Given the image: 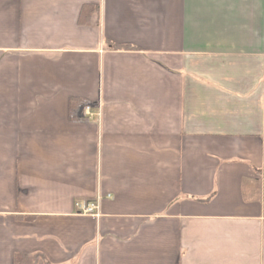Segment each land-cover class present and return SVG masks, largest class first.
<instances>
[{
    "label": "crops",
    "instance_id": "obj_1",
    "mask_svg": "<svg viewBox=\"0 0 264 264\" xmlns=\"http://www.w3.org/2000/svg\"><path fill=\"white\" fill-rule=\"evenodd\" d=\"M19 254L264 264V0H0V264Z\"/></svg>",
    "mask_w": 264,
    "mask_h": 264
},
{
    "label": "trees",
    "instance_id": "obj_2",
    "mask_svg": "<svg viewBox=\"0 0 264 264\" xmlns=\"http://www.w3.org/2000/svg\"><path fill=\"white\" fill-rule=\"evenodd\" d=\"M110 47H117L123 50H134L135 47L132 45H112L111 43ZM85 102L80 100H73V102L70 104L69 109V116L71 120H83L82 116H79L76 111L79 107H82L81 110L83 111L85 107ZM39 260H43L42 256L40 255H25V254H19L14 257L13 264H37Z\"/></svg>",
    "mask_w": 264,
    "mask_h": 264
},
{
    "label": "built area",
    "instance_id": "obj_3",
    "mask_svg": "<svg viewBox=\"0 0 264 264\" xmlns=\"http://www.w3.org/2000/svg\"><path fill=\"white\" fill-rule=\"evenodd\" d=\"M92 107L90 105H86L83 109V113L88 117H93ZM76 210L80 214H92L96 209V206L93 203H82L78 202L75 204Z\"/></svg>",
    "mask_w": 264,
    "mask_h": 264
}]
</instances>
